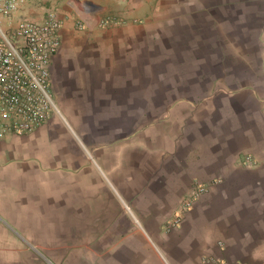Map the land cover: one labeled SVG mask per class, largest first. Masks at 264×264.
Here are the masks:
<instances>
[{"label":"crops","instance_id":"obj_1","mask_svg":"<svg viewBox=\"0 0 264 264\" xmlns=\"http://www.w3.org/2000/svg\"><path fill=\"white\" fill-rule=\"evenodd\" d=\"M24 1L58 113L0 140V264H264V0Z\"/></svg>","mask_w":264,"mask_h":264},{"label":"built area","instance_id":"obj_2","mask_svg":"<svg viewBox=\"0 0 264 264\" xmlns=\"http://www.w3.org/2000/svg\"><path fill=\"white\" fill-rule=\"evenodd\" d=\"M24 8V0H0V140L30 133L58 113L50 67L61 45L63 22L52 8L38 20ZM207 188L194 185L184 207L190 208ZM198 264L249 263L204 255Z\"/></svg>","mask_w":264,"mask_h":264},{"label":"bare ground","instance_id":"obj_3","mask_svg":"<svg viewBox=\"0 0 264 264\" xmlns=\"http://www.w3.org/2000/svg\"><path fill=\"white\" fill-rule=\"evenodd\" d=\"M127 209V208H126Z\"/></svg>","mask_w":264,"mask_h":264}]
</instances>
